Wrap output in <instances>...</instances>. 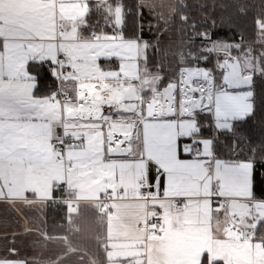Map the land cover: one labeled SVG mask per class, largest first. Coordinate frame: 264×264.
<instances>
[{"label":"snow or ice","instance_id":"1","mask_svg":"<svg viewBox=\"0 0 264 264\" xmlns=\"http://www.w3.org/2000/svg\"><path fill=\"white\" fill-rule=\"evenodd\" d=\"M125 18L121 0H0V198L66 190L70 225L86 201L106 221L107 264H264V143L239 135L255 115L264 44L199 33L211 46L181 54L167 79L149 66V42L125 37ZM256 26L264 41V13ZM45 64L71 90L41 96ZM205 127L240 141L233 152L249 144L248 157L221 158ZM45 238L63 250L42 264H83L69 236Z\"/></svg>","mask_w":264,"mask_h":264},{"label":"trees","instance_id":"2","mask_svg":"<svg viewBox=\"0 0 264 264\" xmlns=\"http://www.w3.org/2000/svg\"><path fill=\"white\" fill-rule=\"evenodd\" d=\"M126 9L125 24L122 26L127 38L148 39L150 67H162L167 79H174L178 69L183 63L181 54L202 50L210 47L199 33H207L211 41L240 42L242 47L247 43L261 41L256 26V19L264 13V0H177V9L173 12L172 21L174 35L167 32L158 33L155 24L156 14L141 0H121ZM181 16L188 17L184 22ZM99 19V16L96 17ZM156 23V22H155ZM194 26V27H193ZM108 34L113 32L111 27L103 29ZM215 60H212V63ZM41 77L39 94L51 95L58 89V81L51 74L49 65L45 64L39 69ZM253 88V102L255 115L240 124L239 135L247 141L252 140V145L259 149L264 143V76L255 74ZM207 126L209 119L204 120ZM204 136L215 135L219 141V155L223 159H244L249 155L250 145L242 143L238 152H233L235 140L230 133L218 134L213 128L205 127ZM259 167V158L258 164ZM264 171V169H261ZM56 196L64 197L65 191H56ZM257 197L261 193L257 190ZM68 230V209L64 201H58L48 207L47 233L63 236Z\"/></svg>","mask_w":264,"mask_h":264},{"label":"crops","instance_id":"3","mask_svg":"<svg viewBox=\"0 0 264 264\" xmlns=\"http://www.w3.org/2000/svg\"><path fill=\"white\" fill-rule=\"evenodd\" d=\"M111 34L113 32L109 35ZM142 40L149 41L148 39ZM113 61L118 63L116 58H113ZM101 62L109 63L103 59ZM64 87L71 90L72 84L65 82L62 89ZM66 193L68 192L66 191ZM27 195L29 200L34 201L33 203L0 198V260L42 264V262L55 259L62 252L63 245L59 241L45 238L46 236H60L47 233L49 201L43 202L31 193ZM56 195L55 191L53 198L58 197ZM74 226L79 227L80 231L74 232L72 230ZM106 231V221L99 217L86 201H80L78 213L72 214L71 225L68 220V230L63 236H69L76 244L86 250L87 255L84 256L83 264H86L89 258L96 259L100 264H107L103 251ZM78 255L69 256L67 264H82Z\"/></svg>","mask_w":264,"mask_h":264},{"label":"rangeland","instance_id":"4","mask_svg":"<svg viewBox=\"0 0 264 264\" xmlns=\"http://www.w3.org/2000/svg\"><path fill=\"white\" fill-rule=\"evenodd\" d=\"M142 4L147 5V7L151 8L153 13L156 14V23L153 24L156 25L158 28V33L164 31L167 33H170L171 35H174V28L173 25L176 26V24L172 21L173 12L177 9V0H141ZM214 42H222L226 44H239L240 42H231V41H214ZM262 44H264V41L256 42V43H247L246 47L253 48L257 53L262 50ZM242 47V45H241ZM149 57V54H148ZM215 61L213 62V64ZM260 74L259 72H257ZM253 90V88H252Z\"/></svg>","mask_w":264,"mask_h":264},{"label":"built area","instance_id":"5","mask_svg":"<svg viewBox=\"0 0 264 264\" xmlns=\"http://www.w3.org/2000/svg\"><path fill=\"white\" fill-rule=\"evenodd\" d=\"M123 34H124V31H123ZM60 89H62V84L60 83V81H58V89L57 90H60ZM69 199H70V195L68 193H66V195L64 197L58 196V197L53 198L52 201H49L48 205L52 206L58 201H66Z\"/></svg>","mask_w":264,"mask_h":264},{"label":"water","instance_id":"6","mask_svg":"<svg viewBox=\"0 0 264 264\" xmlns=\"http://www.w3.org/2000/svg\"><path fill=\"white\" fill-rule=\"evenodd\" d=\"M254 83H255V75H254V78H253V84H252V87L254 86Z\"/></svg>","mask_w":264,"mask_h":264}]
</instances>
